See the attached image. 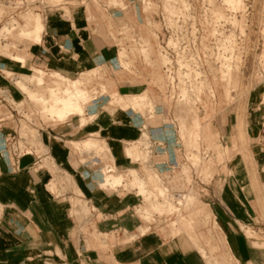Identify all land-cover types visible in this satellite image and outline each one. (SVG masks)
Here are the masks:
<instances>
[{
    "label": "rangeland",
    "instance_id": "374dc122",
    "mask_svg": "<svg viewBox=\"0 0 264 264\" xmlns=\"http://www.w3.org/2000/svg\"><path fill=\"white\" fill-rule=\"evenodd\" d=\"M19 1L0 0V70L5 71L10 82L6 89L8 104L4 107L7 114H0V118L14 121V115L19 120L16 127L19 134L24 122L37 131L72 123L79 124L77 129L87 130L97 122L94 119L80 123L78 116L58 119L40 102V98L50 97L52 88L62 95L70 83L58 82V74L53 70L31 62L33 39L25 35L33 28V17L39 16L44 24L45 12L54 10L59 18L72 21L71 14L79 5L83 9L85 33L102 41L100 47L105 52L93 61L101 70L70 80L83 83V108L91 102H101L102 106L92 113L99 117L105 114L108 126L117 124L125 129L134 117L135 121L147 124L148 137L156 142L157 149L148 160L143 150L148 146L146 136L128 147L131 150L127 154L131 157L134 153L133 159L139 164L145 165L148 160L152 168L156 158L166 154L159 175L145 167L139 168L138 173H118L114 166L107 165L99 181L101 185L109 176L120 177V194L135 200L133 208L138 217L145 214L152 220L145 225L148 232L179 240L186 250L197 244L207 264H234L226 246V229L206 206L211 201L227 207L238 219L243 235L254 246L264 248V181L252 157L251 140L243 138L241 127L238 146L230 148L237 120L242 123L245 119L247 123L251 115L264 116V0H110L109 5L108 0ZM6 2L10 3L9 7ZM86 8L96 19L87 20ZM123 24L133 27L136 36L141 33L144 44L138 50L140 46L135 47L127 37L124 45L127 51L121 55L124 60L120 63L122 45L114 39H121L118 32ZM108 29L114 30L111 36L106 34ZM13 57H24L26 62L16 63ZM7 67L13 76L7 73ZM32 68L46 76L39 73L36 79L34 71H30ZM22 73L29 75L21 78ZM39 79L43 80V86L37 83ZM31 93L38 97L30 98ZM13 97L17 103L21 100L23 103L16 104ZM195 109L200 118V132L193 116ZM120 111L134 112L125 113V121H121ZM56 118L65 121L58 122ZM100 136L91 135L85 140ZM21 138L28 143L29 137L21 134ZM25 141H19L22 152ZM28 145L30 151L37 147V144ZM92 151L111 160L105 146L89 150ZM0 153L10 155L5 154L1 142ZM73 153L79 156L83 151ZM245 160L250 169L247 173ZM109 170L113 173L108 174ZM136 189L140 191L138 198ZM188 196L190 205L185 208ZM89 216L90 212H85L82 219ZM189 218L192 221L187 223L185 220ZM80 225L73 238L79 245L83 244L80 235H84L86 244L92 228L88 221L81 220ZM110 236L116 240L123 238L122 233ZM227 241L232 248L228 238Z\"/></svg>",
    "mask_w": 264,
    "mask_h": 264
},
{
    "label": "crops",
    "instance_id": "0c3cea01",
    "mask_svg": "<svg viewBox=\"0 0 264 264\" xmlns=\"http://www.w3.org/2000/svg\"><path fill=\"white\" fill-rule=\"evenodd\" d=\"M5 1L16 3L17 0ZM5 5L9 7L10 3L6 2ZM82 10L78 5L77 11L71 14L72 21L59 18L54 10L45 12V29L41 40L32 41L31 45V62L35 66L48 67L55 74L69 80L79 79L102 69L93 64L95 59L105 55L100 47L102 41L91 38L89 32L85 33L87 29L84 26ZM86 12L88 21L96 19L89 9L86 8ZM123 26L127 24L120 28ZM112 31L114 30L108 29L106 34L111 36ZM98 33L102 35L104 32ZM22 59L25 64V58ZM6 71L9 75L13 74L8 67ZM30 71H34L36 79L37 74L44 73L35 68ZM28 75L19 74L21 78ZM8 83L10 82L5 71L0 70V86L7 89ZM19 89L23 91L21 87ZM32 100L37 101L33 98ZM22 103L23 100L17 104ZM99 106H102L101 102H91L83 108L82 115H71L65 119L78 116L81 118L80 123L97 119L87 130L77 129L78 123L60 128L56 126L57 128L38 129L39 134L35 129L37 138L33 145L37 144V147H33L30 154L15 158L0 153V264H207L193 244L192 249L186 250L179 240L166 239L157 233L148 232V227L141 222V217L139 216L140 220L133 208L135 200L120 194V186L112 189L110 184L105 183L106 180L101 185L99 181L104 176V167L107 165L114 166L118 173H138L139 168L145 167L150 173L159 175L166 154L156 158L158 160L152 168L147 163L152 159L148 152L145 165L133 159L134 153L129 157L128 147L136 144L142 133L148 136L147 124L141 121L138 124L134 117L133 123L125 129L117 124L108 126L105 114L101 117L93 116L95 113L92 111ZM153 110L155 114L158 113L154 108ZM129 112L134 111H120L121 121H125V113L130 114ZM197 117L200 132L198 114ZM240 123L237 120L234 125L230 148L235 149L238 146L237 135L241 127L243 138L248 137L251 140L252 157L260 168V179L264 181V155L258 146L261 118L251 115L247 123L245 119ZM14 132V121H0V142L5 146V154H9L8 141L15 135ZM99 134V139L85 140L91 135ZM157 134L158 132L155 133ZM91 141L97 143L98 148L107 147L111 160L97 155L96 151L89 152L84 144ZM23 143L25 152H30V145L26 141ZM152 149L155 150L153 147ZM73 151L83 153L75 156ZM243 163L247 173L250 169L246 160ZM248 182V191L251 194V178ZM136 192L137 198L140 197L138 189ZM74 194L86 199L90 209L88 218L78 217V212L69 201ZM206 206L212 209L215 219L226 229V246L234 257V264H264V248L254 246L243 235L235 215L221 203L211 201ZM81 220L88 221L92 228L88 232L86 244L84 235H80L83 244L79 245L73 238L81 226ZM142 230L145 232L142 233ZM118 233H122L123 238L116 240L110 236ZM98 246L107 249L101 250Z\"/></svg>",
    "mask_w": 264,
    "mask_h": 264
},
{
    "label": "bare ground",
    "instance_id": "6f19581e",
    "mask_svg": "<svg viewBox=\"0 0 264 264\" xmlns=\"http://www.w3.org/2000/svg\"><path fill=\"white\" fill-rule=\"evenodd\" d=\"M109 3H110V0H108V5H109ZM31 21H32L31 23L33 24V28H32L30 33H27L25 35H26V37L28 36V37L32 38L33 41L40 42L41 36H42V34L44 32V29H45L44 24L40 20L39 16L33 17V19ZM27 22H29V21H27ZM118 33L121 35V39H118V37H117V39H114V38L113 39L116 41V43H120V45H122L121 49H120L119 56H118V61L121 63L122 60H124V58H122L121 55L125 54V52L127 51V48L124 46L126 41L128 40L127 37L131 38L130 43H132L135 47H137V45L140 46V47H137L138 50L140 48H142V46L144 44V40H143V37H142L141 33L139 34V36H136V34L133 33V27L128 26V25L119 28V32ZM137 42H138V44H137ZM140 56H142V55L140 54ZM13 61H15L16 63H20V64H23V62H24L23 59L18 58V57L14 58ZM37 75L39 76V74H37ZM51 78L53 79L52 76H51ZM57 78H58V82H63L64 84L70 83L69 89H66L63 92V94L60 95V94H56V90L54 88H52L50 90V92H49L50 93V97L49 98H40V99L38 98V99L45 106L49 107L50 108L49 112L51 114H53L54 116H56L58 119H66L68 116L75 115V114L81 115L83 113V105H84L83 104L84 100L82 99V97L84 95V91L81 89V86L83 85V83L81 81H70V80H67L66 78H64V77H62L60 75H57ZM58 82H56V83L59 85ZM18 83H17V85H18ZM37 83L39 85H42L43 84V80L39 79ZM36 86H37V84H36ZM21 92H23V91L21 90ZM36 96H37L36 94H31V97H33V98H35ZM76 98H78V99L76 100ZM13 102H15L17 104V102L15 101L14 98H13ZM0 114H7L6 109L4 107H2V106H0ZM193 116L195 117V120L198 121V117H197V115L195 113H194ZM24 124L26 125L25 127L23 126ZM19 132H20V136L22 134V137H26V138L29 137V139L27 138L28 139V143L33 145L35 139L37 138V134L35 132V129L33 127H31L29 125V123H26V122L22 123V125L20 126ZM144 136H146V140H145ZM140 139L141 140H145V142L148 144V146L145 149H143V150L148 152V153H150L148 151V150H150V147H149L150 144H149V141H148V136L145 133H142ZM84 145H86L85 147H87L89 150L97 147V143H95L93 141L86 142ZM151 149H152V147H151ZM110 173H113V171L109 170L108 174H110ZM67 182H68V179H67ZM105 183L107 185L110 184V187L113 189V188H115L117 186H120L122 184V181H121L120 177L109 176L106 179ZM190 196L187 197V200L185 202V208L190 205V203H189L190 202ZM69 201H70V203L73 204L74 210H76L78 212V213L76 212L78 217H82V215L85 212L86 213L90 212V209L88 208V203H87V201H86V199L84 197H82V196H80L78 194H76V195L74 194V197L70 198ZM199 213L201 214V211H199ZM141 219L143 220V222L145 224H148L149 220H150V217H148L145 214H141ZM150 221H152V220H150ZM185 221L187 223H190V221H192V219L189 218V219H187ZM207 221H208V219H207ZM215 224H217V223H215ZM215 230H216V228H215ZM144 232H145V230H142V233H144ZM194 248L198 249L199 246L194 243ZM203 253H205V252L203 251Z\"/></svg>",
    "mask_w": 264,
    "mask_h": 264
},
{
    "label": "built area",
    "instance_id": "2783aa9c",
    "mask_svg": "<svg viewBox=\"0 0 264 264\" xmlns=\"http://www.w3.org/2000/svg\"><path fill=\"white\" fill-rule=\"evenodd\" d=\"M8 97L9 96H8L7 90L0 86V104L3 107H5V104H8V102H7ZM13 112H15V111L13 110ZM12 116H13V119H14V124L16 125V127H18V121L19 120L18 119L16 120L14 118V115H12ZM16 116H20V115L17 113ZM20 118L23 119V117H20ZM4 120H5V118H1L0 119V121H4ZM14 134L15 135L11 139H9V141H8V146H9L8 147V153L10 154V156L15 157V158H20L22 155L30 154L31 151L30 152H25V151L22 152L20 150V148H19V140H23V138H21L20 134L17 131L14 132ZM148 141H149V144H150L149 145V147H150L149 152H150V154L153 155L155 153L156 149H157V147H155L156 146V142H153L152 140H150L149 137H148ZM258 146H259V148L261 150V153L264 155V116L261 118L260 134H259V137H258ZM151 147L155 148V150L151 149ZM161 167L162 168H160V170H163L164 167L163 166H161ZM262 170H263V173H264V164H263Z\"/></svg>",
    "mask_w": 264,
    "mask_h": 264
}]
</instances>
